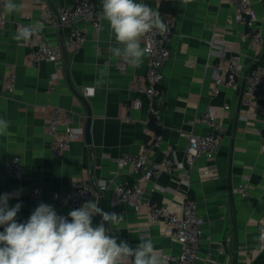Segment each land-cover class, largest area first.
I'll return each mask as SVG.
<instances>
[{
    "label": "crops",
    "instance_id": "obj_1",
    "mask_svg": "<svg viewBox=\"0 0 264 264\" xmlns=\"http://www.w3.org/2000/svg\"><path fill=\"white\" fill-rule=\"evenodd\" d=\"M22 3L21 13L5 15L0 23V118L10 122L0 134V195L19 196L9 200V206L22 203L17 221L24 222L40 204L54 206L59 215L67 216L73 210L67 203L53 199L56 191H68L74 179L81 177L96 184L98 207L105 212L124 216L121 230L112 228L118 243L127 241L131 247L140 243L139 237H150L160 255L179 253L180 244L166 231L163 221L152 220L145 210L136 211L127 202L116 201V185L142 183L144 196L180 211L184 200H196L201 218L202 236L200 258L194 264H205L209 255L216 264H250L260 253L259 224L264 222V98L255 95L251 104L244 101V74L251 66V57L259 55L264 62V43L249 44L246 33L249 26L238 23L228 0H178L175 31L171 40V56L164 67L165 103L162 109L160 131L163 142L157 149V158L175 156L185 159L188 139L183 133H206L208 128L199 117L209 110L217 111L223 124L221 145L212 159L200 157L188 178L183 170L165 172L151 180L135 173L131 166L117 162L127 153H137L148 141L153 125L149 106L151 99L133 89L134 80L144 77L148 56L145 54L139 67L131 66L121 72L109 47L115 46L106 21L98 34L86 20L74 25L42 19L46 5L58 9L73 7L74 0H15ZM101 8L100 0H96ZM158 11L163 18L169 0H142ZM257 13V24L264 35V0H252ZM43 24L42 34L52 44L62 49L72 28L87 31L88 39L78 50H67L60 68L54 63L26 61L30 47L17 42L13 35L18 22ZM46 22V23H45ZM215 45L210 41L213 34ZM141 47L143 44L141 42ZM218 51L225 59L242 53L241 68L237 74L236 88L223 86L218 94L212 92L213 71L209 64L220 61ZM63 52V51H62ZM16 68V88H6L7 64ZM109 65V83L95 87L94 95L87 98L92 121L89 140L86 138L88 108L79 95L83 87L95 86L98 70ZM59 78L54 91L50 86L54 76ZM137 98L140 102L137 103ZM230 105L228 109L224 105ZM61 105L75 115L77 125L85 132L71 147L55 154L46 133V119L50 108ZM22 158L24 169L20 176H9L7 162L14 156ZM108 181L109 189L101 191L100 183ZM239 183L248 186V196L233 192ZM41 189L34 199L32 192ZM100 215L93 217L99 224ZM108 227L107 224H105ZM3 231V227H0ZM224 242V252L218 250Z\"/></svg>",
    "mask_w": 264,
    "mask_h": 264
},
{
    "label": "built area",
    "instance_id": "obj_2",
    "mask_svg": "<svg viewBox=\"0 0 264 264\" xmlns=\"http://www.w3.org/2000/svg\"><path fill=\"white\" fill-rule=\"evenodd\" d=\"M228 2L233 9L235 21L248 24L249 31L245 36L249 44L252 46L262 45L264 35L257 24V13L252 0H228ZM100 10L101 8L97 5L96 0H74L71 8L60 6L58 9H54L52 6L46 5L42 11V19L52 24L59 21L72 25L83 19L91 23L94 27V34L97 35L103 22L99 16ZM162 19L167 25L168 30L166 33L160 34L154 31L146 34L141 39L143 48H146L148 63L144 77L135 79L133 83V89L136 92L147 95L152 101L149 112L153 130L148 141L140 147L137 153H127L117 159L120 165L131 166L135 173L140 174L147 181L160 176L162 173H176L180 169L183 170L184 177L188 178L200 157L204 156L208 159L215 157L220 148L224 131L217 111H206L199 117V121L208 128L206 133L190 132L186 135L185 133L182 134L188 139L184 160L179 161L177 157L170 155H165L160 159L157 158V149L163 142L160 127L162 125L161 113L165 103L164 67L171 56L170 44L176 26V17L173 12L164 13ZM5 20L3 0H0V23H4ZM29 24L33 23L20 21L17 26ZM217 38L218 34L214 33L210 44L215 45ZM87 39V31L74 26L64 45L68 49L78 50ZM23 43L30 47V53L26 61L33 63L47 61L56 64L60 68L63 59L61 47L47 41L41 32L28 42L23 41ZM217 54L221 58L220 61L208 65L211 66L213 71L212 92L214 94H218L223 86L237 87L236 77L243 59L242 53H236L229 59H225L224 54L220 51ZM260 58L257 54L252 55L250 58L251 66L244 74V101L248 105L251 104L255 95L264 98V62H260ZM115 66L121 72H126L130 67L122 59H119ZM7 68L6 88L9 91H14L16 88V68L13 63L7 64ZM58 78L59 76L56 74L54 83L50 86V91H54ZM94 93L95 86L83 87L82 95L84 97L88 98ZM139 100L137 98V103L140 102ZM229 107L228 104L224 105L225 109ZM84 132V127L76 124L75 115L72 112L61 105H54L50 108L46 119V133L50 138L55 154H61L69 149L72 143L80 138ZM23 169V161L19 155L12 157L6 164V172L9 176H21ZM98 187L101 191H107L109 183L104 181ZM96 189V184L81 177H76L68 191H56L52 196L55 201L67 203L73 209H76L83 203L93 200L97 193ZM248 190L246 184L239 183L235 186L233 192L246 197L249 193ZM40 193L41 189L39 187L35 188L32 192L33 198L38 199ZM116 194L117 203H130L136 211L145 210L152 220L163 221L168 234L174 236L179 242L181 247L179 253L163 255L167 264H194L200 258L202 227L196 200L187 197L180 211H176L167 204L146 198L143 185L139 181L116 185ZM258 227L261 235L264 232V222L260 223ZM219 244L218 250L223 253L224 242ZM258 248L260 253L264 254V241L260 240ZM215 262L212 255H209L205 264H216Z\"/></svg>",
    "mask_w": 264,
    "mask_h": 264
},
{
    "label": "clouds",
    "instance_id": "obj_3",
    "mask_svg": "<svg viewBox=\"0 0 264 264\" xmlns=\"http://www.w3.org/2000/svg\"><path fill=\"white\" fill-rule=\"evenodd\" d=\"M100 18L106 21L115 46L109 52L127 64L139 67L143 63L146 48L141 39L149 33L167 32V25L158 11L142 0H100ZM190 0H182L187 4ZM22 3L3 0V12L7 16L21 13ZM43 24L18 26L13 39L28 42L42 32ZM109 65L98 70L95 87L102 88L109 83ZM10 122L0 118V134L7 132ZM0 195V264H167L150 237H139L140 243L131 247L127 241L111 235L112 228L121 230L123 215L105 212L98 207V200L83 203L79 208L59 215L54 206L40 203L24 222L17 221L22 203L9 206V200L19 196ZM100 215L99 224H93V217ZM108 225V227L105 226ZM264 241V232L260 235Z\"/></svg>",
    "mask_w": 264,
    "mask_h": 264
},
{
    "label": "trees",
    "instance_id": "obj_4",
    "mask_svg": "<svg viewBox=\"0 0 264 264\" xmlns=\"http://www.w3.org/2000/svg\"><path fill=\"white\" fill-rule=\"evenodd\" d=\"M177 2H178V0H169L164 11L172 12L173 10H176L177 9ZM262 61H263V59L260 58V62H262ZM250 264H264V254L261 253L258 256H256V258H254V260Z\"/></svg>",
    "mask_w": 264,
    "mask_h": 264
},
{
    "label": "water",
    "instance_id": "obj_5",
    "mask_svg": "<svg viewBox=\"0 0 264 264\" xmlns=\"http://www.w3.org/2000/svg\"><path fill=\"white\" fill-rule=\"evenodd\" d=\"M62 51H63V58H64V61L65 63L67 64L68 63V57H67V50H66V47L65 46H62ZM79 98L81 99V101L87 106L88 108V124H87V127H86V138L87 140H89V131H90V126H91V121H92V114L89 110V106H88V101H87V98L84 97L83 95H79Z\"/></svg>",
    "mask_w": 264,
    "mask_h": 264
}]
</instances>
